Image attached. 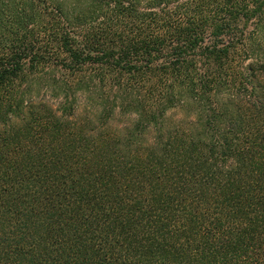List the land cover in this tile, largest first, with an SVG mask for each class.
I'll list each match as a JSON object with an SVG mask.
<instances>
[{"label":"trees","instance_id":"trees-1","mask_svg":"<svg viewBox=\"0 0 264 264\" xmlns=\"http://www.w3.org/2000/svg\"><path fill=\"white\" fill-rule=\"evenodd\" d=\"M0 264H264V0H0Z\"/></svg>","mask_w":264,"mask_h":264},{"label":"rangeland","instance_id":"rangeland-1","mask_svg":"<svg viewBox=\"0 0 264 264\" xmlns=\"http://www.w3.org/2000/svg\"><path fill=\"white\" fill-rule=\"evenodd\" d=\"M178 115H181V112H180V113H178Z\"/></svg>","mask_w":264,"mask_h":264}]
</instances>
